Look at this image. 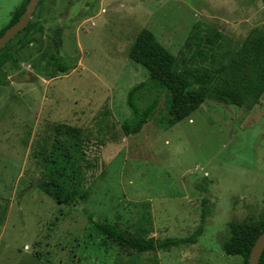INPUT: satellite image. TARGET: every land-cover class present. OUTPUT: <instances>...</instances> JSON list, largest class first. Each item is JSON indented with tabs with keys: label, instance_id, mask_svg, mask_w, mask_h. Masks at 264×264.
Returning a JSON list of instances; mask_svg holds the SVG:
<instances>
[{
	"label": "rangeland",
	"instance_id": "rangeland-1",
	"mask_svg": "<svg viewBox=\"0 0 264 264\" xmlns=\"http://www.w3.org/2000/svg\"><path fill=\"white\" fill-rule=\"evenodd\" d=\"M23 1L0 0V31ZM31 21L42 31L0 74L7 82L0 86V264H244L223 245L231 224L264 220V95L240 108L207 101L176 122L164 93L139 134L126 137L121 125L131 116L130 90L149 78L129 58L142 30L180 63L190 57L194 30H214L225 37L217 38L218 57L228 64L252 30H264V2L44 0ZM53 50L74 67L38 75L40 57ZM57 124L91 134L90 197L70 207L36 187L38 153ZM204 197L213 213L199 242L167 252L103 244L89 219L136 234L143 228L146 238H183L200 225Z\"/></svg>",
	"mask_w": 264,
	"mask_h": 264
},
{
	"label": "trees",
	"instance_id": "trees-1",
	"mask_svg": "<svg viewBox=\"0 0 264 264\" xmlns=\"http://www.w3.org/2000/svg\"><path fill=\"white\" fill-rule=\"evenodd\" d=\"M29 1L24 0L13 12L9 24L0 31V37L20 20ZM43 2L44 0L37 8H40ZM36 31H42L39 22L30 21L28 26L1 50L0 74L6 64L16 61L18 52L31 44ZM210 32L202 35L200 29H197L191 33L186 43L190 57L181 63L151 31L144 29L137 35L129 58L144 67L149 73V78L134 86L128 94L126 103L131 116L121 125V132L126 137L139 134L154 118L161 94L164 93L171 98V113L176 122L189 118L207 101L240 108L249 100L253 103L260 100L264 95V30H252L228 64L220 63L218 57V50L223 49V45L217 38L225 37L214 30ZM51 43L53 44L54 40ZM54 44L55 48L59 49L58 43ZM38 63L36 73L49 78L66 74L71 66L74 67L72 60L68 56L58 54L57 50L42 55ZM6 85L7 82L0 77V86ZM103 113L108 116L107 112ZM105 121L103 119L99 123L103 128ZM90 137V133L86 134L77 127L64 124L50 127L45 144L38 153L43 170L36 187L57 204L70 207L86 202L90 197L87 182L89 172L94 168L93 162L88 160L87 156ZM199 185V189L206 190L204 183ZM202 207L200 225L190 236L183 238H146L142 234L143 228L136 234L123 229L118 223H101L93 214L89 215V219L94 230L104 240L103 244L111 242L140 254L167 252L199 242L213 213L208 197L203 198ZM263 233L264 220L231 224L229 238L223 245L224 254L228 257H242L244 264H249L255 242ZM259 264H264V251Z\"/></svg>",
	"mask_w": 264,
	"mask_h": 264
},
{
	"label": "water",
	"instance_id": "water-1",
	"mask_svg": "<svg viewBox=\"0 0 264 264\" xmlns=\"http://www.w3.org/2000/svg\"><path fill=\"white\" fill-rule=\"evenodd\" d=\"M42 0H30L25 12L20 20L8 28L5 33L0 37V52L1 50L20 32H22L30 23L33 14L35 13L38 5ZM264 251V233L257 239L252 249L249 264H259L260 258Z\"/></svg>",
	"mask_w": 264,
	"mask_h": 264
}]
</instances>
